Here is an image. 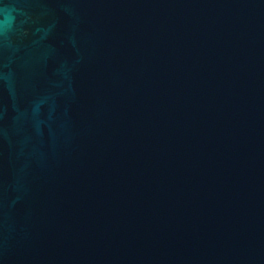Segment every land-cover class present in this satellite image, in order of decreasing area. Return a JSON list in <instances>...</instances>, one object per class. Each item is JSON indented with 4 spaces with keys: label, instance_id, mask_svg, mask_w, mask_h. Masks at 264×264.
Here are the masks:
<instances>
[{
    "label": "water",
    "instance_id": "1",
    "mask_svg": "<svg viewBox=\"0 0 264 264\" xmlns=\"http://www.w3.org/2000/svg\"><path fill=\"white\" fill-rule=\"evenodd\" d=\"M0 264H264V0H0Z\"/></svg>",
    "mask_w": 264,
    "mask_h": 264
}]
</instances>
